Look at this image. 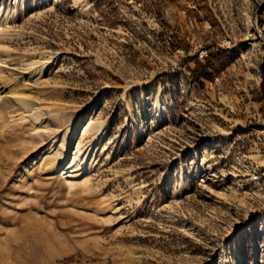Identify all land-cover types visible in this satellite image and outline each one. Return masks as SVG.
Returning <instances> with one entry per match:
<instances>
[{
    "label": "rangeland",
    "instance_id": "1",
    "mask_svg": "<svg viewBox=\"0 0 264 264\" xmlns=\"http://www.w3.org/2000/svg\"><path fill=\"white\" fill-rule=\"evenodd\" d=\"M0 264H264V0H0Z\"/></svg>",
    "mask_w": 264,
    "mask_h": 264
},
{
    "label": "bare ground",
    "instance_id": "2",
    "mask_svg": "<svg viewBox=\"0 0 264 264\" xmlns=\"http://www.w3.org/2000/svg\"><path fill=\"white\" fill-rule=\"evenodd\" d=\"M20 100H21V99H20ZM87 131H92V126H88L84 132H87ZM68 143H69V142H68ZM68 143H67V144H68ZM62 156H63V154H62ZM62 156H61L60 158H63V157H64V156H63V157H62ZM65 158H66V157H65ZM64 160H65V159H64Z\"/></svg>",
    "mask_w": 264,
    "mask_h": 264
}]
</instances>
